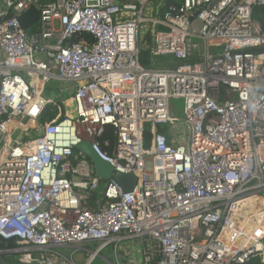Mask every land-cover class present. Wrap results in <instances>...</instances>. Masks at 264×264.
<instances>
[{
	"label": "built area",
	"instance_id": "built-area-1",
	"mask_svg": "<svg viewBox=\"0 0 264 264\" xmlns=\"http://www.w3.org/2000/svg\"><path fill=\"white\" fill-rule=\"evenodd\" d=\"M148 3L4 0L0 238L13 248L0 264H91L107 248L129 264H264V30L252 18L264 0H181L152 18ZM31 8L28 37L17 19ZM51 82L68 87L51 97ZM81 144L132 174L131 192L98 177Z\"/></svg>",
	"mask_w": 264,
	"mask_h": 264
},
{
	"label": "trees",
	"instance_id": "trees-1",
	"mask_svg": "<svg viewBox=\"0 0 264 264\" xmlns=\"http://www.w3.org/2000/svg\"><path fill=\"white\" fill-rule=\"evenodd\" d=\"M17 1V0H16ZM181 1V0H180ZM180 1H175V0H166L160 7H159V12H163V10H165V7L167 8L169 5H177ZM54 0H39V4L41 6H46L49 5L51 3H53ZM252 18L254 21H256L262 30H264V19H263V9L259 8V7H254L252 10ZM36 32V28L33 27L31 28L28 32H27V36L30 37L33 33ZM152 35H153V27L150 25L147 29H146V33L142 36L141 39H139V60H140V64H146L148 62V48L151 45L152 42ZM70 42H88V43H92L93 42V38L88 35V34H78L75 35ZM172 60V59H171ZM174 62V60H172ZM168 62V61H166ZM171 65H174V63L171 62ZM65 99V98H64ZM63 107V106H62ZM64 110V107H63ZM56 108L49 106L47 107L44 112L42 113V115L39 118L40 123L44 122V121H48L50 120L54 114H55ZM157 132L163 133V134H168V130L164 127H157L156 128ZM107 134L111 135L112 134V130L110 128H107ZM151 132L150 130H147L144 133V143L145 146H148L150 143V139H151ZM105 151L110 152L107 148H104ZM96 196V195H95ZM13 248V243L12 242H7L4 241L0 238V251L6 250V249H11ZM2 259L6 260L5 255L2 256ZM247 264H260L258 259H251Z\"/></svg>",
	"mask_w": 264,
	"mask_h": 264
},
{
	"label": "rangeland",
	"instance_id": "rangeland-1",
	"mask_svg": "<svg viewBox=\"0 0 264 264\" xmlns=\"http://www.w3.org/2000/svg\"><path fill=\"white\" fill-rule=\"evenodd\" d=\"M166 0H149V3L147 4V7L145 9V17L148 18H152L154 17V13L157 12V10L159 9V7L165 2ZM175 1H180V0H175ZM4 7V0H0V10ZM150 25L147 24H143L141 26L140 29V36L139 38L141 39L142 36L146 33V29L149 27ZM35 28L37 27L36 25L34 26ZM164 58H157L154 59V62L156 65L160 66L161 63L163 62ZM48 87L50 89H52V93H54L51 97L58 95V91L64 88H67L68 85L66 83L63 82H51ZM67 94H63L59 97V99H64L66 97ZM171 115L173 118L177 119L179 121V123H181L182 121V110H183V101L182 100H173L171 102ZM14 139H17L18 135L16 133L13 134L12 136ZM148 168H150V164L147 165ZM123 252H127L128 250H130L129 252V257L130 259H134V260H139V255H138V249H136L134 252L132 249H135L134 247L131 249L132 244L130 243H123ZM96 245H89L86 246V248L88 250H93L95 249ZM86 252L85 251H81L76 255V259L78 260L79 258L84 259L86 257ZM91 264H129L128 262H124V261H119L117 262L114 257H112L111 254V248H107L105 250H103L101 252V254L99 255V257H97L94 261H92Z\"/></svg>",
	"mask_w": 264,
	"mask_h": 264
},
{
	"label": "water",
	"instance_id": "water-1",
	"mask_svg": "<svg viewBox=\"0 0 264 264\" xmlns=\"http://www.w3.org/2000/svg\"><path fill=\"white\" fill-rule=\"evenodd\" d=\"M17 20L22 30L24 32H28L38 23V12L34 8H31L19 16ZM76 149L83 152L87 156L98 177L105 180L113 179L122 187L124 193L131 192L133 186L136 183V178L132 174L121 175L114 173V171L106 163L100 161L96 157V155L91 151L90 147L86 144H81L77 146Z\"/></svg>",
	"mask_w": 264,
	"mask_h": 264
},
{
	"label": "crops",
	"instance_id": "crops-1",
	"mask_svg": "<svg viewBox=\"0 0 264 264\" xmlns=\"http://www.w3.org/2000/svg\"><path fill=\"white\" fill-rule=\"evenodd\" d=\"M120 1H123V0H120Z\"/></svg>",
	"mask_w": 264,
	"mask_h": 264
}]
</instances>
